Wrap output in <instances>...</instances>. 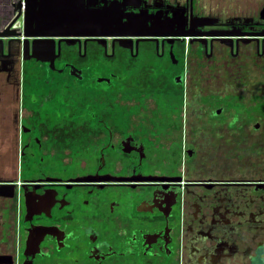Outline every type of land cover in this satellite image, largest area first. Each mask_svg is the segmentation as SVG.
<instances>
[{
	"label": "flooded vegetation",
	"instance_id": "1",
	"mask_svg": "<svg viewBox=\"0 0 264 264\" xmlns=\"http://www.w3.org/2000/svg\"><path fill=\"white\" fill-rule=\"evenodd\" d=\"M110 2L168 35L34 51L0 0V264H264V0Z\"/></svg>",
	"mask_w": 264,
	"mask_h": 264
},
{
	"label": "water",
	"instance_id": "2",
	"mask_svg": "<svg viewBox=\"0 0 264 264\" xmlns=\"http://www.w3.org/2000/svg\"><path fill=\"white\" fill-rule=\"evenodd\" d=\"M122 6V4H121ZM21 32L26 37L49 38L34 40V51L45 46L37 42L52 41L53 38L95 39L103 42L105 38H130L167 36L168 33H156L143 29L141 21L129 16L114 2L93 6L91 0H29L23 4ZM174 36H189L188 33H171ZM121 48H127V39H118ZM36 57L37 55H33Z\"/></svg>",
	"mask_w": 264,
	"mask_h": 264
},
{
	"label": "rangeland",
	"instance_id": "3",
	"mask_svg": "<svg viewBox=\"0 0 264 264\" xmlns=\"http://www.w3.org/2000/svg\"><path fill=\"white\" fill-rule=\"evenodd\" d=\"M109 63H112V62L109 61ZM104 65H105V63H104ZM97 72L103 73L104 72L103 67L101 66V68L99 70H97ZM122 76H121V74H117L116 78H114L115 82L120 81L122 79ZM228 77H229V75L227 73H226V76H223L224 80L226 78L227 81L229 80ZM233 78H234L232 80L233 87L234 86L240 87V85H244V87H246V86H249L250 83H252L254 91L252 93H250L252 105L251 106L247 105V107H250L248 109V112L258 115V118L263 117L264 116V68H263L262 73L256 74V78H255L256 80L255 81H253V78L252 79H245V76H243L242 74H234ZM231 95H232L231 97H236L238 95V92L234 91L233 93H231ZM231 104H232L231 107L233 109H235L236 103L234 104V102L231 101ZM170 112H172V109ZM163 113L167 114V113H169V111L168 112L166 111ZM263 123H264V121H263ZM263 129H264V125H263ZM256 140H259L258 144L256 143V145L258 147H260V151H262L264 153V138H262V139L257 138ZM255 160L264 161V154L261 155V157L258 156Z\"/></svg>",
	"mask_w": 264,
	"mask_h": 264
}]
</instances>
